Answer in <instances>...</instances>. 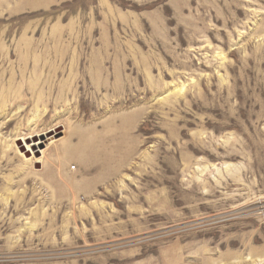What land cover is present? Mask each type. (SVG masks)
Instances as JSON below:
<instances>
[{"label":"rangeland","instance_id":"374dc122","mask_svg":"<svg viewBox=\"0 0 264 264\" xmlns=\"http://www.w3.org/2000/svg\"><path fill=\"white\" fill-rule=\"evenodd\" d=\"M0 264H264V0H0Z\"/></svg>","mask_w":264,"mask_h":264},{"label":"bare ground","instance_id":"6f19581e","mask_svg":"<svg viewBox=\"0 0 264 264\" xmlns=\"http://www.w3.org/2000/svg\"><path fill=\"white\" fill-rule=\"evenodd\" d=\"M54 130L55 129H51V131H54ZM26 137H30L29 138L30 141L26 142V150L30 152V157L27 156L28 158H25L23 151H21V152L19 151V154H20V156H23L24 162L27 165H29V164H32V162H34L36 160H39V159L35 158L34 153L39 150L40 144H42L43 140H42V137L40 136V133L37 132V131L35 132V130L32 131L30 134L26 135ZM18 138L23 140V138H25V137L24 136H20ZM12 143H13V140H12Z\"/></svg>","mask_w":264,"mask_h":264}]
</instances>
